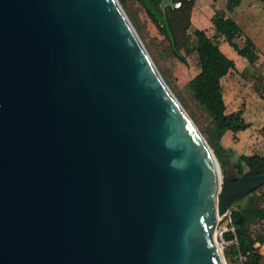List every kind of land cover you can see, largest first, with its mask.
<instances>
[{"label":"water","instance_id":"95a60500","mask_svg":"<svg viewBox=\"0 0 264 264\" xmlns=\"http://www.w3.org/2000/svg\"><path fill=\"white\" fill-rule=\"evenodd\" d=\"M262 184L222 180L117 0H0V264H225Z\"/></svg>","mask_w":264,"mask_h":264},{"label":"rangeland","instance_id":"374dc122","mask_svg":"<svg viewBox=\"0 0 264 264\" xmlns=\"http://www.w3.org/2000/svg\"><path fill=\"white\" fill-rule=\"evenodd\" d=\"M127 19L133 26L141 43L161 75L163 81L183 107L193 124L211 149L218 164L222 180H229L239 176L236 173L234 163L240 154L256 153L264 157V4L262 0H239V4L232 10L225 8L226 0H194L190 11L191 27L186 31L187 37L193 38L192 30H203L209 37H213L214 29L211 17L217 11H224L225 15L232 17L240 26L242 34L235 38V42L242 46L244 39L249 37L258 54L257 59L250 63L245 58L237 55L234 49L222 36L214 38L218 42L220 50L231 59L235 68L230 69L220 80L223 100L226 112L241 109L244 120L250 127L243 131L239 138L229 137L221 139V143L230 150L222 154L224 163L216 156L210 134L212 128L211 118L207 112L193 97L187 83L199 72V62L196 52H186L181 49L177 54L171 43L162 31V22L156 21L147 12V7L140 0H117ZM173 1V0H172ZM159 8V1L152 0ZM164 6V5H162ZM179 4L173 1V5L167 8H176ZM149 10V9H148ZM167 19V18H166ZM190 48V41L185 42ZM247 168H245V171ZM254 191V190H253ZM252 192V191H251ZM250 192V193H251ZM248 193V194H250ZM247 194V195H248ZM256 199L264 206V186L256 190ZM246 195V196H247ZM245 197V196H244ZM236 201L232 208L242 206L246 200ZM231 210V209H230ZM219 220L214 232L217 245L221 249L225 264H242L243 257L231 261L227 257L229 248L235 244V239L224 240L221 233L223 226H230L229 213ZM254 236L264 239V219L251 225ZM262 253L260 264H264V243L255 242Z\"/></svg>","mask_w":264,"mask_h":264},{"label":"trees","instance_id":"16d2710c","mask_svg":"<svg viewBox=\"0 0 264 264\" xmlns=\"http://www.w3.org/2000/svg\"><path fill=\"white\" fill-rule=\"evenodd\" d=\"M178 3L176 8H167L166 18L174 41V51L179 54L181 49L186 52L194 51L198 56L199 72L187 83L194 99L203 106L212 121L210 134L213 139V147L216 156L224 163L222 154L226 149L220 145L221 137L227 132L233 137L241 131L250 127L243 118L241 109L232 112H226L223 100L221 78L230 70L235 68L234 62L226 57L220 50L218 42L214 40L217 36H222L224 40L234 49L237 55L245 58L248 62H254L258 54L255 51L253 41L246 37L242 46L235 42V38L242 34L238 23L230 16L225 15L224 11H217L211 17V24L214 29L213 37H209L203 30L194 28L192 30L193 38L185 36L186 31L191 27L190 11L194 0H173ZM217 1V0H213ZM264 1V0H262ZM158 9V6L152 2ZM239 4V0H226L225 8L227 11L232 10ZM149 15L154 19L150 10ZM162 31L169 40L165 28ZM170 41V40H169ZM190 41L189 48L185 42ZM264 157L252 154H240L234 163L236 173L241 175L245 168L249 169L263 161ZM264 184L256 188L250 194L244 197L246 200L242 206H236L230 210V225L233 226L234 232H224V240L235 239V244L229 248L227 257L233 261L243 257L242 264H260L262 253L255 242L264 243V239L254 236L251 225L264 219V206H261L256 199V190L263 187Z\"/></svg>","mask_w":264,"mask_h":264},{"label":"crops","instance_id":"0c3cea01","mask_svg":"<svg viewBox=\"0 0 264 264\" xmlns=\"http://www.w3.org/2000/svg\"><path fill=\"white\" fill-rule=\"evenodd\" d=\"M263 4H264V1H263ZM213 27V26H212ZM248 129V128H247ZM243 131H241V132H239V133H237L235 136H236V138H239V135H242L243 133H242ZM229 137H233L230 133H225L222 137H221V139H223V138H229ZM221 139H220V141H221ZM220 145L223 147V148H225V149H229L230 150V148L231 147H226L225 145H223L221 142H220ZM228 150H226V152H227ZM243 154V153H242Z\"/></svg>","mask_w":264,"mask_h":264},{"label":"built area","instance_id":"2783aa9c","mask_svg":"<svg viewBox=\"0 0 264 264\" xmlns=\"http://www.w3.org/2000/svg\"><path fill=\"white\" fill-rule=\"evenodd\" d=\"M229 221H230V219H229ZM224 232H234V228H233V226H223L222 227V230H221V233H224Z\"/></svg>","mask_w":264,"mask_h":264},{"label":"bare ground","instance_id":"6f19581e","mask_svg":"<svg viewBox=\"0 0 264 264\" xmlns=\"http://www.w3.org/2000/svg\"><path fill=\"white\" fill-rule=\"evenodd\" d=\"M169 4V0H162V5ZM232 210V209H231Z\"/></svg>","mask_w":264,"mask_h":264}]
</instances>
